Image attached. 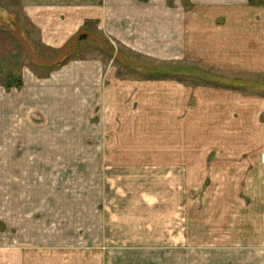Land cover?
Returning <instances> with one entry per match:
<instances>
[{"label":"rangeland","instance_id":"374dc122","mask_svg":"<svg viewBox=\"0 0 264 264\" xmlns=\"http://www.w3.org/2000/svg\"><path fill=\"white\" fill-rule=\"evenodd\" d=\"M38 1L0 8V264H264L261 0L149 41Z\"/></svg>","mask_w":264,"mask_h":264},{"label":"crops","instance_id":"0c3cea01","mask_svg":"<svg viewBox=\"0 0 264 264\" xmlns=\"http://www.w3.org/2000/svg\"><path fill=\"white\" fill-rule=\"evenodd\" d=\"M191 1L197 4V7H199L198 5L199 3H201L203 6L211 7L212 9H221L224 5L226 6V4L230 5L231 2H233V5H237L238 3V0ZM250 1L251 0H242L243 6L245 7L246 4L249 5ZM262 4H264V0H261V5ZM50 6L40 3L38 0L33 2L31 5H29V0H0V8L4 9L28 10V8H35L37 10L39 8H49ZM68 8L75 9V6L70 5ZM88 9L87 14L86 12H84L86 17L85 19H97L99 20L101 25L110 26V29H108L112 31L115 30V33H117L118 31L117 28L114 29V27L111 28V26L120 24H132L134 26H137V29H139V33L140 31L142 32L141 35H147L145 36V39L148 38V41L152 39L150 36L152 32H150V27L144 28L145 26H166L162 27L161 31H159V33H161L166 40L172 35L170 28L172 22H178L179 24L185 23L187 18L186 13L182 10L184 9L182 3L176 0L174 2H172V0H98L97 4L90 5ZM261 11V14L264 15V5L261 6ZM247 20L248 23L251 24L252 18L248 17ZM261 20L262 23H264V16L261 17ZM244 23H247L245 21V18ZM262 36L264 38V34H262ZM2 37L3 56L5 59L4 64L2 65V71L11 72L13 70V57H16L18 55V50H21V47L17 43V41L11 37V35L3 34ZM260 44L263 45L264 51V43ZM262 61L261 65L263 63ZM15 71H17V69ZM8 108H10V105L8 106ZM7 114V117H11L10 110ZM23 259L24 258H22L21 256H16L12 259L11 257H6L4 258V264H23Z\"/></svg>","mask_w":264,"mask_h":264},{"label":"water","instance_id":"95a60500","mask_svg":"<svg viewBox=\"0 0 264 264\" xmlns=\"http://www.w3.org/2000/svg\"><path fill=\"white\" fill-rule=\"evenodd\" d=\"M87 36L84 34V35H82L81 36V39H84V38H86Z\"/></svg>","mask_w":264,"mask_h":264}]
</instances>
